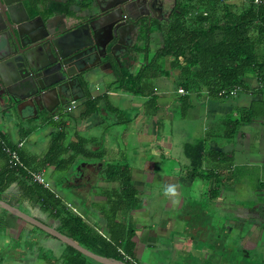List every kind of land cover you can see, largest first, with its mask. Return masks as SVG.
Segmentation results:
<instances>
[{
	"label": "crops",
	"instance_id": "0c3cea01",
	"mask_svg": "<svg viewBox=\"0 0 264 264\" xmlns=\"http://www.w3.org/2000/svg\"><path fill=\"white\" fill-rule=\"evenodd\" d=\"M29 2L33 17L61 10L68 18L88 0ZM158 35L148 36L149 56L161 48ZM107 58L96 63L84 93L74 90L79 100L68 114L62 115L68 106L60 107L35 119L28 107L10 115L0 107V143L18 152L25 167L19 174H41L59 199L106 234L102 211L118 188L105 180L104 170L126 166L137 201L124 215L134 228L136 264H264V117L248 121L243 115L250 108L264 112L255 78H247L234 98H210L203 89L179 94L177 73L154 77V69L141 81V92L133 93L118 89L116 76L140 73L148 64L145 53L112 66ZM164 63L157 66L166 70ZM87 104L96 105L89 115ZM58 132L60 160L72 159L60 167L45 161ZM78 140L88 160L69 149ZM196 144L203 164L194 177L184 149ZM5 169L0 151V174ZM23 181L13 182L0 201L58 231L41 201L24 198ZM65 247L0 210V264H65Z\"/></svg>",
	"mask_w": 264,
	"mask_h": 264
},
{
	"label": "trees",
	"instance_id": "16d2710c",
	"mask_svg": "<svg viewBox=\"0 0 264 264\" xmlns=\"http://www.w3.org/2000/svg\"><path fill=\"white\" fill-rule=\"evenodd\" d=\"M43 1L30 0L29 4L36 5ZM235 1L230 4L228 0H177V7L169 22L154 25L150 30V33L160 34L161 48L149 56L147 33L141 32L140 40L143 43L136 47L135 52L145 53L148 64L136 76H116L118 89L140 93L141 81L146 78L147 72L154 69V77L168 78L169 73L175 71L179 89L185 93L203 89L210 98H222L221 92L234 86L243 87L247 78L263 79L264 6L257 7L252 0ZM159 62H166L164 66L167 64V69L159 68ZM260 91L264 92V87ZM86 106L91 108L88 115L96 110L95 104ZM243 115L249 121L264 117V112L250 108ZM61 141L62 134L58 132L46 156L45 161L49 165L60 167L72 162V159L60 160L63 153ZM82 143L78 140L69 149L76 156L81 155L88 160L89 156L81 150ZM184 154L189 161L191 174L197 176L203 164L202 146L189 145L185 147ZM129 173L126 166H106L104 170L105 180L118 188L107 196L102 211L106 234L67 210L64 201L55 198L52 190L32 184L29 176L9 170L7 164L0 174V194L19 178L24 179V198L31 202L41 201L44 211L59 223L57 232L62 236L97 256L124 264H136L133 258L134 228L124 216L137 207ZM63 259L65 264H97L67 246Z\"/></svg>",
	"mask_w": 264,
	"mask_h": 264
},
{
	"label": "water",
	"instance_id": "95a60500",
	"mask_svg": "<svg viewBox=\"0 0 264 264\" xmlns=\"http://www.w3.org/2000/svg\"><path fill=\"white\" fill-rule=\"evenodd\" d=\"M26 1L0 0V107L8 115L28 107L39 119L42 114L52 116L60 107L78 101L74 90L82 94L86 85H91L96 63L112 56L119 44L129 0H88L79 15L68 18L61 10L33 17ZM141 2L132 0L130 6L138 10ZM113 15L118 19L112 20ZM104 30L110 39L100 46L98 40ZM114 40L117 44L110 46ZM0 210L97 264H124L81 248L55 229L1 201Z\"/></svg>",
	"mask_w": 264,
	"mask_h": 264
},
{
	"label": "flooded vegetation",
	"instance_id": "af4514ba",
	"mask_svg": "<svg viewBox=\"0 0 264 264\" xmlns=\"http://www.w3.org/2000/svg\"><path fill=\"white\" fill-rule=\"evenodd\" d=\"M121 1V0H116ZM132 0H129L126 7L128 8L126 25L120 27L122 37L117 44V40H114L110 46H114L112 56L107 55L105 61L106 65L119 64L121 62H129L130 59H135L137 53L135 48L141 45L143 42L140 40L141 32L147 33V37L153 35L150 30L155 25H165L169 22L170 17L175 12L177 7V0H142L140 9H132L130 4ZM113 19H118V15H113ZM111 20V21H112ZM157 35L159 33H156ZM110 39L109 34L106 30L102 31L98 44L101 46L102 43ZM151 43L149 37L148 45ZM129 52L131 57H126L125 53Z\"/></svg>",
	"mask_w": 264,
	"mask_h": 264
},
{
	"label": "built area",
	"instance_id": "2783aa9c",
	"mask_svg": "<svg viewBox=\"0 0 264 264\" xmlns=\"http://www.w3.org/2000/svg\"><path fill=\"white\" fill-rule=\"evenodd\" d=\"M252 3L257 7L264 6V2L262 0H252ZM255 83L257 85V88L259 90H262V88L264 87V78L261 79L260 81H258L255 78ZM241 91H242L241 86H234L230 90L221 92L220 97H222L224 99L234 98ZM178 93L181 95L184 94V92L182 90H179ZM75 108H76V103L71 102L69 104V106L63 111L62 115H65V114L72 112ZM57 119H58V117L54 118V120H57ZM1 152L6 158V164H7L9 170H12L14 172H21V171L24 172L25 167L21 163L20 157L18 155V152L15 150V148H10V147L6 146L4 143H1ZM29 180L32 184H36L38 186H41L44 190H51L49 184L43 179L42 175L39 173L29 174ZM54 197L58 198V196H56L55 194H54ZM64 205H65V208L67 210H69L74 215L80 217V215L69 204L64 203Z\"/></svg>",
	"mask_w": 264,
	"mask_h": 264
},
{
	"label": "rangeland",
	"instance_id": "374dc122",
	"mask_svg": "<svg viewBox=\"0 0 264 264\" xmlns=\"http://www.w3.org/2000/svg\"><path fill=\"white\" fill-rule=\"evenodd\" d=\"M158 37V38H157ZM156 38L158 39V42L160 43V38H159V35L157 36ZM140 46V45H139ZM136 49V48H135Z\"/></svg>",
	"mask_w": 264,
	"mask_h": 264
}]
</instances>
